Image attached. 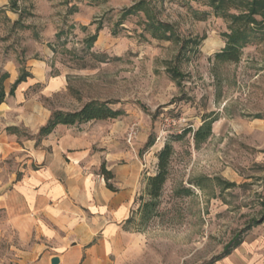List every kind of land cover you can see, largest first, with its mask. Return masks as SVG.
Wrapping results in <instances>:
<instances>
[{
  "label": "rangeland",
  "instance_id": "1",
  "mask_svg": "<svg viewBox=\"0 0 264 264\" xmlns=\"http://www.w3.org/2000/svg\"><path fill=\"white\" fill-rule=\"evenodd\" d=\"M138 1L18 0L20 14L0 8V63L40 66V83L24 94L36 124L90 100H112L124 111L89 127L113 129L125 153L118 163L132 160L138 168L131 222L113 264H211L263 210L264 41L243 48L237 63H219L226 24L204 2L147 0L182 40L204 38L177 59L178 45L143 31L142 14L121 19ZM192 10L208 14L196 20ZM174 65L184 75L179 83L166 71ZM56 78L62 85L51 89ZM208 121L211 135L196 147L192 134ZM130 128L136 135L129 144ZM165 144L172 148L168 175L145 221L138 208L149 200L146 178L157 172ZM258 228L264 223L242 238Z\"/></svg>",
  "mask_w": 264,
  "mask_h": 264
},
{
  "label": "crops",
  "instance_id": "2",
  "mask_svg": "<svg viewBox=\"0 0 264 264\" xmlns=\"http://www.w3.org/2000/svg\"><path fill=\"white\" fill-rule=\"evenodd\" d=\"M7 5L0 0L1 9ZM28 65L31 77L10 95L21 66L0 63V78L7 74L0 102V264H51L53 257L58 264H113L137 189L136 163H118L125 153L114 130L89 128L99 121L58 125L37 145L34 137H21L36 135L50 116L36 124L26 110L24 94L40 83L41 69ZM61 85L56 78L51 89ZM12 127L17 134L8 132ZM102 165L116 191L107 188ZM211 264H264L263 229Z\"/></svg>",
  "mask_w": 264,
  "mask_h": 264
},
{
  "label": "trees",
  "instance_id": "3",
  "mask_svg": "<svg viewBox=\"0 0 264 264\" xmlns=\"http://www.w3.org/2000/svg\"><path fill=\"white\" fill-rule=\"evenodd\" d=\"M204 2V4L210 9V12L214 17L221 19L226 24V32L222 33V37L225 39V45L221 51L215 54L214 59L219 63H237L241 57V51L248 45L260 43L264 41V0H195ZM9 8L12 12L20 14L21 11L18 8V0H8ZM74 9V8H73ZM142 14L143 31L149 35L151 39L170 41L178 45V53L176 58L180 59L183 55L193 48H196L199 43L204 39L199 40H182L175 31L173 24L158 20L156 17L155 9L147 0H140L134 3L132 6L125 8L121 12V19H125L129 16ZM192 14L196 20L205 19L208 13L198 12L192 10ZM20 18L13 22V25L20 23ZM26 28V26H24ZM115 34V33H114ZM141 37L146 40L147 38L141 34ZM96 35L87 39V44L90 47L95 41ZM21 65V62H20ZM167 73L171 79L177 83L183 78V74L180 72L177 66H171L166 68ZM7 77L4 74L0 78V102L4 99L3 80ZM27 77H31L23 66L19 70V77L14 82L10 89V95H13L16 86L25 81ZM115 101L106 100H90L86 102L81 108L74 111H51L50 116L46 123L41 126L35 135L36 145L48 136L58 125L74 126L90 121H103L108 119H116L124 115V111L114 108ZM8 132L11 134H17L16 128H9ZM187 132H190L188 130ZM186 133L181 134L183 136ZM211 135V121L204 122L198 127L192 134V138L195 146H199L205 142ZM153 145V139H149L146 143V147ZM172 155V148L169 144H165L163 148L157 154V172L154 176L146 178V194L148 195V202L139 206L138 210L142 213L143 219L149 220L157 205V200L160 196L163 185L166 182L168 175L169 160ZM100 173L105 179L106 186L111 191H116L112 184L109 182L112 179V175L102 165ZM19 177V176H18ZM232 187L234 184H228ZM263 210L259 219L251 220L250 224L236 236V238L226 248L224 253L219 257H223L230 253V251L238 246L242 241V233H246L251 228L256 227L264 223V203L262 204ZM131 222V217L125 221V224ZM218 258V259H219Z\"/></svg>",
  "mask_w": 264,
  "mask_h": 264
},
{
  "label": "built area",
  "instance_id": "4",
  "mask_svg": "<svg viewBox=\"0 0 264 264\" xmlns=\"http://www.w3.org/2000/svg\"><path fill=\"white\" fill-rule=\"evenodd\" d=\"M136 135V130L135 128H130L128 134H127V138H126V141L130 144L131 141L133 140V138L135 137Z\"/></svg>",
  "mask_w": 264,
  "mask_h": 264
},
{
  "label": "water",
  "instance_id": "5",
  "mask_svg": "<svg viewBox=\"0 0 264 264\" xmlns=\"http://www.w3.org/2000/svg\"><path fill=\"white\" fill-rule=\"evenodd\" d=\"M58 262H59L58 257H53V258L51 259V264H58Z\"/></svg>",
  "mask_w": 264,
  "mask_h": 264
}]
</instances>
